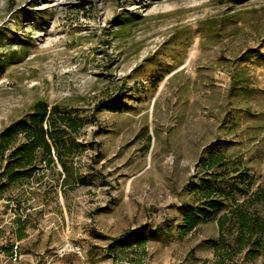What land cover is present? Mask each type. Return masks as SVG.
Wrapping results in <instances>:
<instances>
[{
    "label": "rangeland",
    "instance_id": "374dc122",
    "mask_svg": "<svg viewBox=\"0 0 264 264\" xmlns=\"http://www.w3.org/2000/svg\"><path fill=\"white\" fill-rule=\"evenodd\" d=\"M37 100L93 149L3 194L0 264L212 263L184 185L213 149L264 189V0H0V130Z\"/></svg>",
    "mask_w": 264,
    "mask_h": 264
},
{
    "label": "trees",
    "instance_id": "16d2710c",
    "mask_svg": "<svg viewBox=\"0 0 264 264\" xmlns=\"http://www.w3.org/2000/svg\"><path fill=\"white\" fill-rule=\"evenodd\" d=\"M86 123L78 114L66 112L58 104L50 106L44 100H37L20 118L2 128L0 198L14 184L56 165L66 173L62 182L68 183L74 177L73 158L93 149L91 144L86 146L74 137ZM196 169L199 176H191L184 185L193 201L185 202L177 229L182 235L216 220L214 261L205 260L201 264H237L234 258L240 254H243L242 262L259 257L264 261V207L257 208L264 202V189L251 193L253 176L241 166L240 160L231 162L222 150L206 151L198 159ZM75 180L86 183L80 177ZM172 230V226L168 227L164 234L170 236ZM130 232L114 238L113 242L122 243Z\"/></svg>",
    "mask_w": 264,
    "mask_h": 264
},
{
    "label": "built area",
    "instance_id": "2783aa9c",
    "mask_svg": "<svg viewBox=\"0 0 264 264\" xmlns=\"http://www.w3.org/2000/svg\"><path fill=\"white\" fill-rule=\"evenodd\" d=\"M13 249H14V250H13V258L16 259V255H17V254H16V251H15V250L17 249V246H16V245L13 246ZM47 264H51V262L48 261Z\"/></svg>",
    "mask_w": 264,
    "mask_h": 264
}]
</instances>
